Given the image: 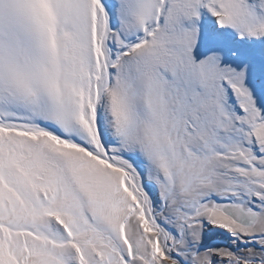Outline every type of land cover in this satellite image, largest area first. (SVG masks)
<instances>
[{"label":"snow or ice","instance_id":"6c2138e0","mask_svg":"<svg viewBox=\"0 0 264 264\" xmlns=\"http://www.w3.org/2000/svg\"><path fill=\"white\" fill-rule=\"evenodd\" d=\"M0 264H264V0H0Z\"/></svg>","mask_w":264,"mask_h":264}]
</instances>
